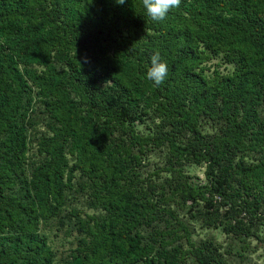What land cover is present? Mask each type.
Here are the masks:
<instances>
[{"label":"trees","instance_id":"1","mask_svg":"<svg viewBox=\"0 0 264 264\" xmlns=\"http://www.w3.org/2000/svg\"><path fill=\"white\" fill-rule=\"evenodd\" d=\"M259 250L264 0H181L161 22L142 0H0V264Z\"/></svg>","mask_w":264,"mask_h":264},{"label":"clouds","instance_id":"2","mask_svg":"<svg viewBox=\"0 0 264 264\" xmlns=\"http://www.w3.org/2000/svg\"><path fill=\"white\" fill-rule=\"evenodd\" d=\"M117 3L123 4L125 0H117ZM181 0H142V5L147 15L153 22H161L166 19L168 12L173 8L180 6ZM151 67L147 71V79L153 81L155 85H161L168 74V67L162 61L159 52L150 57Z\"/></svg>","mask_w":264,"mask_h":264},{"label":"rangeland","instance_id":"3","mask_svg":"<svg viewBox=\"0 0 264 264\" xmlns=\"http://www.w3.org/2000/svg\"><path fill=\"white\" fill-rule=\"evenodd\" d=\"M214 62V61H212ZM221 69H223V66L221 67ZM188 173L193 176V181L194 182H198V181H202L203 180V168H198V167H191L190 169H188ZM218 234V232H216ZM224 236H222L221 234L217 235V240L220 242H223ZM252 264H264V256H262V251L259 250L257 251L254 255H252Z\"/></svg>","mask_w":264,"mask_h":264}]
</instances>
